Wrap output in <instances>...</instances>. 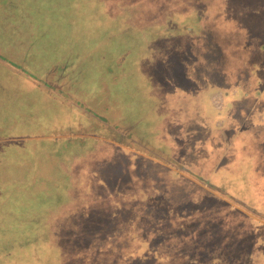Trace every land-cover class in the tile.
<instances>
[{"label": "rangeland", "instance_id": "obj_1", "mask_svg": "<svg viewBox=\"0 0 264 264\" xmlns=\"http://www.w3.org/2000/svg\"><path fill=\"white\" fill-rule=\"evenodd\" d=\"M59 173L113 256L264 264V0H0V198Z\"/></svg>", "mask_w": 264, "mask_h": 264}, {"label": "trees", "instance_id": "obj_2", "mask_svg": "<svg viewBox=\"0 0 264 264\" xmlns=\"http://www.w3.org/2000/svg\"><path fill=\"white\" fill-rule=\"evenodd\" d=\"M52 179L56 183L50 185L57 184L54 194L43 185ZM64 185L65 178L60 176L31 174L24 179L14 178L5 187L0 198V264L126 263V257L112 255L116 245L106 239L107 232L89 222L87 229L94 232L84 240L83 224L79 226V222L83 218L84 223L89 221L96 207L83 204V197L70 195ZM144 261L146 258L138 255L128 259L127 264H145Z\"/></svg>", "mask_w": 264, "mask_h": 264}, {"label": "crops", "instance_id": "obj_3", "mask_svg": "<svg viewBox=\"0 0 264 264\" xmlns=\"http://www.w3.org/2000/svg\"><path fill=\"white\" fill-rule=\"evenodd\" d=\"M112 78H113V77H112ZM216 94H217V93H213V95H214L213 100H214V101H215ZM106 109H107V108H106ZM23 138L28 139L29 137H28V136H24ZM57 171H59L58 168H57ZM59 176L62 177V178H64V176H63L61 173H59Z\"/></svg>", "mask_w": 264, "mask_h": 264}]
</instances>
